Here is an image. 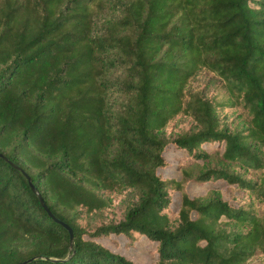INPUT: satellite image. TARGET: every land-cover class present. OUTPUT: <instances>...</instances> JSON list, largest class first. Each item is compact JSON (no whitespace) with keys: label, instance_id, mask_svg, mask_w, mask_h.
<instances>
[{"label":"trees","instance_id":"16d2710c","mask_svg":"<svg viewBox=\"0 0 264 264\" xmlns=\"http://www.w3.org/2000/svg\"><path fill=\"white\" fill-rule=\"evenodd\" d=\"M120 235L264 264V0H0V264H135Z\"/></svg>","mask_w":264,"mask_h":264},{"label":"rangeland","instance_id":"374dc122","mask_svg":"<svg viewBox=\"0 0 264 264\" xmlns=\"http://www.w3.org/2000/svg\"><path fill=\"white\" fill-rule=\"evenodd\" d=\"M206 83L210 85V88L214 87V80L211 77L203 73L200 75L194 82V86H204ZM168 156L169 164L164 168V172L167 175H176L179 176V170L176 165L178 160L186 154L184 149L179 150L173 146H169L166 150ZM221 187L225 197H229V185L224 180H218L216 183L206 182L203 184L192 183L189 186V191L191 194H198L206 191L211 186ZM179 194L175 196V204H179ZM104 242L110 246L113 250L120 251L130 258L133 259L135 264H155L156 254L154 252V244L143 240L142 238L137 239L134 242L128 241V238L125 235H120L116 238L105 237Z\"/></svg>","mask_w":264,"mask_h":264},{"label":"water","instance_id":"95a60500","mask_svg":"<svg viewBox=\"0 0 264 264\" xmlns=\"http://www.w3.org/2000/svg\"><path fill=\"white\" fill-rule=\"evenodd\" d=\"M16 166L20 168V166H18V165H16ZM28 178H29V181H30V183H31L32 188L34 189V191H35V192L38 194V196L40 197V199H41L43 205L49 210L50 214H51V215H52L57 221H59L61 224H63V225L69 230V232H70V236H71V239H72L73 236H74L73 228H72L68 223H66V222L62 221L61 219H59V218H58V217H57V216H56V215L50 210V208H49V207L47 206V204L45 203V200L43 199V197H42L40 191H39L38 188L34 185L32 179H31V177H30L29 175H28Z\"/></svg>","mask_w":264,"mask_h":264}]
</instances>
